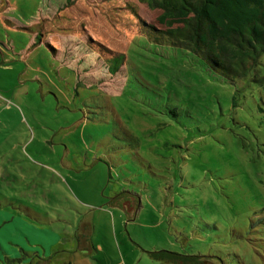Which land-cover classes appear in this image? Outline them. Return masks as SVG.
<instances>
[{"label": "rangeland", "instance_id": "obj_1", "mask_svg": "<svg viewBox=\"0 0 264 264\" xmlns=\"http://www.w3.org/2000/svg\"><path fill=\"white\" fill-rule=\"evenodd\" d=\"M256 1L211 0L201 26L224 63L261 50L234 76L145 29L187 11L0 0V264H264Z\"/></svg>", "mask_w": 264, "mask_h": 264}, {"label": "trees", "instance_id": "obj_2", "mask_svg": "<svg viewBox=\"0 0 264 264\" xmlns=\"http://www.w3.org/2000/svg\"><path fill=\"white\" fill-rule=\"evenodd\" d=\"M147 4L154 9H163L165 11H187L192 14L182 26L174 29L162 30L152 25L146 26V31L155 35L157 39L166 41L175 47H182L191 50L197 54H200L206 64L213 70L219 71L222 74L234 75V76H247L260 65L257 59L261 50H258L253 54L248 55L247 59L253 60L251 66H247V61L244 58L233 61L230 64L220 61L214 54L206 51L202 45L200 30L201 26L215 25L208 11V6L211 0H145ZM259 8L264 11V0L256 1ZM263 26H264V22ZM254 26L252 24L247 25V31L253 33ZM122 58L116 57L112 60L110 70L116 72L122 63ZM112 68H114L112 70ZM264 79V76L263 78Z\"/></svg>", "mask_w": 264, "mask_h": 264}, {"label": "snow or ice", "instance_id": "obj_3", "mask_svg": "<svg viewBox=\"0 0 264 264\" xmlns=\"http://www.w3.org/2000/svg\"><path fill=\"white\" fill-rule=\"evenodd\" d=\"M0 235H2V234H0Z\"/></svg>", "mask_w": 264, "mask_h": 264}]
</instances>
